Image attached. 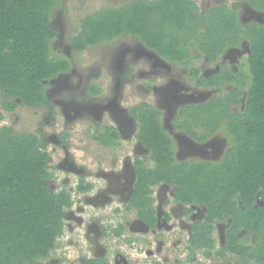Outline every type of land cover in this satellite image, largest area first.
<instances>
[{"label": "trees", "instance_id": "obj_1", "mask_svg": "<svg viewBox=\"0 0 264 264\" xmlns=\"http://www.w3.org/2000/svg\"><path fill=\"white\" fill-rule=\"evenodd\" d=\"M63 0H0V91L6 111L19 104L45 105L48 81L71 67L69 57L54 50L58 30L53 12ZM264 11V0H244ZM133 35L171 63L189 64L206 57L219 62L229 48L249 44L239 70L199 77L204 88L231 85L205 103L185 104L178 127L204 141L215 132L227 141L219 160H177L175 142L162 127L158 111L143 103L133 113L137 138L150 152L152 166L136 160V179L128 208L150 227L157 217L152 187L175 186V199L206 208L192 226L189 243L213 248L214 223H227L225 244L218 255L238 254L264 262V25L242 24L238 10L219 3L202 11L195 0H132L86 14L71 38L75 52ZM194 51H197L194 54ZM243 66V67H242ZM200 69L192 67L191 76ZM3 114L0 112V120ZM203 128L206 133L197 129ZM118 137L109 127L98 139L112 145ZM50 153L34 132L0 127V264H44L64 234L71 190L54 191ZM90 185L79 183L78 190ZM116 236L123 230L115 228ZM252 243H249L251 241ZM195 254V252H194ZM210 256V253H209ZM84 264H111L94 257Z\"/></svg>", "mask_w": 264, "mask_h": 264}, {"label": "rangeland", "instance_id": "obj_2", "mask_svg": "<svg viewBox=\"0 0 264 264\" xmlns=\"http://www.w3.org/2000/svg\"><path fill=\"white\" fill-rule=\"evenodd\" d=\"M131 1L132 0H63L61 5L55 8L52 16V23L58 30L59 34V38L53 43L55 52L59 50L62 51V49L69 45L72 36L79 28L80 20L86 14L94 12L102 7L121 6ZM195 1L198 3L202 11L219 3H227L231 7H235L238 10V18L242 24L257 22L264 25V11L252 8L244 0ZM118 43L119 39L104 44V47L84 50L77 55H73V61L76 65H80L82 61L85 62V59L92 57L95 52L99 51V49H101L104 53H107L108 51L111 52V50L114 49ZM196 52L197 51H194V54ZM248 53L249 44L247 41H242L240 46L229 48L225 51L218 63H209L208 60L201 58L198 60L195 59L192 63L186 65L174 64L171 65L172 70L170 72H167V69L164 67L162 69V72L164 73L159 76L158 79L153 77L150 81L146 80V84L151 85V81H153V83L163 87V84H169V78L173 77L175 81L179 82V84L183 87L184 94L186 92L190 93V100H192L193 103H204L214 95L225 92V90L230 88L231 85H225L218 89L204 88L199 84V77L206 76L208 73L213 71H220L224 67L236 69L238 71ZM110 54L107 53L105 55L108 56ZM91 59L92 58H90V60ZM140 66L135 68L132 67L135 71L133 74L135 76L134 85L136 84V86H126L125 105L129 108L136 106L142 101L148 102L152 105H157L162 97L160 95L161 91L143 94L140 90L138 84L144 83L145 78L143 79L140 74L137 73V70L140 72L144 70L142 67L145 66V64ZM192 67L200 69L198 77L191 76L190 72ZM105 82L106 81H103L104 86H106ZM48 87L50 90H56L55 88H57V84L53 83L48 85ZM103 90L105 91L104 95H108L109 92H106L107 86ZM55 98L60 102H55L51 98L48 104L44 106L26 107L19 104L14 111H6L1 107V102L4 99H7V96L3 95L0 91V112L3 114V119L0 120V127L3 125H10L14 127L16 132L37 133L38 136L45 142V149L50 153L51 171L53 173L52 178L48 182L50 187L56 192L62 189L71 190L72 192L74 204L70 209H67L69 217L66 218L65 233L57 242L56 249L53 251L51 256L47 260H44V264H84L88 258L93 256L91 250L94 247L90 244L91 240H93L92 238L98 232L97 229H94L93 227H91V229L89 226H94L95 222L99 221L103 222L104 226H108V233L110 232V228L118 227L119 224L122 225L126 222V234H129L130 240L136 241V244L129 243L128 241H126V243L121 242L120 240H117V238L112 237V235H110L111 233H109V235L102 234L103 236H100L99 240L101 241L100 245L102 244L104 247H107V250L113 253V255H115L118 251L124 254L129 264H141L142 262L149 263L151 260H154V256L149 255V248L151 246L149 247L148 244L144 242L149 240V238L155 241L159 238L164 242V244H162L163 247L165 245H172L173 240L176 238L180 239V246H176V252L174 250L172 252L175 253L174 255L183 253V239L185 240L188 235L185 228L179 227L171 234L159 232L156 235L157 238L153 237L151 234H147V238H143L140 237L141 235H139V232L129 231V223L133 222V219L136 218V213L135 211L130 213L123 211L121 204L122 201L125 200L121 196L113 195L110 198V201L112 202L107 203L104 207H95L94 204L86 201L91 199L90 197H98L101 193V188L105 184L104 176H102L100 172L103 166L106 167L104 169L110 170V178L119 177L120 175L121 179L123 178L122 174L126 173L127 168H130L132 170L131 180L134 181V165H136L135 160H145L146 164L144 165H153V162L150 160L149 150L136 138L137 131H135L134 134L121 135L120 139L113 146L104 147L102 145H98L94 142L93 137V128H95L97 124L90 112V110L94 107L93 105L95 104L96 99L91 100L87 95H78L75 100L73 99V101H70L68 94L65 92H62L60 95H56ZM119 100H121V97H119ZM64 105L68 108L72 106L71 112L75 110V115L72 118H67L65 113H63L62 108L64 110ZM160 114V120L164 123V120L166 119L163 110H161ZM171 119L172 118L170 117L167 120L169 127L166 125L169 131H171L172 125L177 127L179 124V121L176 122ZM106 120L107 122L112 123L109 121L110 119ZM197 130L200 133H206L203 128H198ZM225 142L226 140L223 138V135L216 131L213 136H209V139L203 143V147H196L195 145L192 146L190 144L187 146L185 145V148L189 151L186 154L181 153L183 151H181L180 143L178 144V153L182 158H178L177 156V159L181 160L184 159L183 157L190 156L191 158L189 159L201 158L212 161L215 159L218 160L222 155L220 151L223 150L226 145ZM209 143L213 144L214 150L219 147L220 151L214 154V150L210 148L211 145ZM99 154L101 155V158H98ZM113 161H115V164H113ZM126 162L128 163L127 166ZM128 173L129 172L126 174ZM79 178H84L86 182L92 183V190L84 192L83 194L76 191L75 186L77 185ZM123 184L125 183L123 182ZM116 208H119V211L121 212L120 215L115 211ZM198 212V209H196V214ZM103 213H106L107 215L101 217V220L98 219ZM181 218L182 221H185L184 226L188 228V225L191 223L190 217L188 216V219H186L181 216ZM216 224L214 225L215 228L213 234L216 240V245L220 246V236L216 230ZM221 225L223 226V222ZM223 233L224 230H222V234ZM221 238L225 240V237L221 236ZM252 242L253 240L249 243ZM166 249L167 248L164 247L162 252L164 253ZM209 253L211 262L208 264H214V262H220L218 264H234L238 261V257L232 253L218 255L217 252H214L213 250L211 251V249ZM165 256L168 255L166 254ZM110 259L112 260V257H110ZM202 259L203 256L200 255L198 260Z\"/></svg>", "mask_w": 264, "mask_h": 264}, {"label": "flooded vegetation", "instance_id": "obj_3", "mask_svg": "<svg viewBox=\"0 0 264 264\" xmlns=\"http://www.w3.org/2000/svg\"><path fill=\"white\" fill-rule=\"evenodd\" d=\"M74 35H76V32ZM58 38H59V34H58L57 39ZM60 38H61V35H60ZM118 39H119V43L117 44V46H115V48L112 49L111 52L109 51L107 52L109 54L111 53L110 55L106 56L105 54L107 53L106 52L104 53L101 49H99V51L95 52L96 54L94 53L92 57H88L87 59H85V62L82 61L80 63L81 66L79 64L76 65L73 61L72 56L77 55L80 52H75L73 50L71 41L69 45H67L66 48L62 49V51L59 50V52L69 57V60L71 62V67L67 71L59 73L58 75H56L55 77L51 78L48 81V85H51L53 83L57 84V88H55L56 90H50L49 87H47L46 94H47V97L49 98L48 102L51 98L55 102H58L59 100L56 99L55 96L60 95L62 92H65L68 94L70 101H73V99L75 100L78 95H83V96L87 95L88 97H90L91 100L96 99L95 100L96 102L93 105L94 107L90 110L91 114L93 115V119L95 123L97 124L95 128H93L94 129L93 137H94V142L104 147H110V146L115 145L117 141L120 139L121 135L134 134L135 131H137V134H138L139 121L138 119L135 118L133 111L135 108L140 107L143 103H147V105L154 107L159 113V119L161 117V114H160L161 110H163L166 120H164V123L160 120V123L162 127L165 129V131L167 132V134L175 142L176 159H177V156L178 158L181 157L178 153V150H179L178 144L180 143H181V151H183L181 153H184V154L189 152L185 148V145L187 146L188 144H190L192 146L195 145L196 147L198 146L203 147V143L207 139H209V137H207L204 141H199L195 139L194 137L190 136L185 130L179 128L178 126L176 127L172 125L171 131H169L167 128L169 127L167 120L170 117L176 122L179 121L181 118L179 114L181 107L184 106L185 104L193 103V101L190 100L191 98V96H189L190 93L186 92L184 94L183 87L179 84V82L175 81L173 77L169 78L168 80L169 84H165V85L163 84V87H161V85L158 86V84L153 83V81H151V85L146 84V80L150 81L151 79H153V77L158 79L159 76H161L164 73L162 72V69L164 67L167 69V72H170L172 70L171 65H174L176 63H171L167 61L156 50L149 48L142 41H140V39H138L136 36H133V35H121L111 41L100 43L88 49L104 47L103 46L104 44L110 43ZM90 58L92 59L90 60ZM202 58L208 60L206 57H202ZM140 60H141V64H140ZM209 63H212V62H209ZM215 63H218V62H215ZM144 64L145 66L142 67L144 68V70H142L141 72L137 70V73L140 74V76L143 79L145 78L144 79L145 82L138 84V87L143 92V94L148 93V92L154 93V92L161 91L160 95L162 97L159 100V104L157 105H152V104H149L148 102L142 101L136 106H132L131 108H129L125 105L126 86L131 85L130 87H132L135 82L134 80L135 76L133 74L135 73V71L132 69V67L135 68V67H139L140 65H144ZM211 73H215V71ZM211 73H208L207 75ZM103 81H106L105 82L107 86L106 92H109L108 95H104L105 91L103 89L106 86H104ZM135 86L136 84L134 85V87ZM218 88L219 87H214V89H218ZM119 97H121V100H119ZM48 102L46 104H48ZM71 109H72V106L68 108L65 105H64V110L62 108L63 113H65L66 117L69 119L75 115L74 113L75 110L71 112ZM106 119H110L109 121H111L112 123L107 122ZM109 127L116 128L118 132V137L114 140V143L112 145H108V144L105 145V143L101 142L98 139V136H100V134H105ZM136 138H137V135H136ZM137 140L140 141L138 138ZM225 143L227 144V141ZM209 144L211 145L210 148L214 150L213 144L211 143ZM225 147L221 151L219 147L215 148V150L213 151L214 154L220 151L223 155ZM98 158H101L100 154ZM183 158L184 159H181V160H192V159H189L191 158L190 156L183 157ZM185 158H188V159H185ZM216 160L217 159L213 161H216ZM141 161L144 164H146L145 160H141ZM113 164H115V161H113ZM127 165L128 163L126 162V166ZM104 168L106 167L103 166L100 170L102 176H104V183H105L103 187L101 188V193L96 198L90 197L91 199L86 200L87 202L94 204L95 207L96 206L104 207L107 205V203L112 202L110 201V198L113 195L121 196L125 200V201L121 200L122 201L121 208L123 209V211L127 213L135 211L136 213V218L133 219V222L129 223L130 224L129 231L131 230V232L132 231L139 232L140 233L139 235H141L140 237H143V238L144 237L147 238L146 236L147 234H151L153 237H156V235L159 232L171 234L175 230H177L179 227L185 228V230H187L188 232L187 238L185 240L183 239L184 243L182 245V248L184 249V251L183 253L178 254V255L177 254L174 255L175 253H173L172 251L176 250V246L177 247L180 246V242H181L180 239L176 238L175 240H173L172 245L170 246L165 245L164 247H166L167 249L164 251V253L162 252L164 248L162 244H164V242L161 241L159 238L156 237L157 238L156 241L150 238L149 240L144 241L146 244H148L149 247L151 246L149 248V255L151 256L153 255L154 260H151V262L149 263L142 262L141 264H205V263L208 264L211 262L210 260L211 258L209 256V251L211 248L207 246L195 247L189 243V238L192 234L193 224L196 221L202 220L205 215L206 208L203 205H197L193 203L184 204V203L178 202L174 197L175 191H176L175 186H172L167 183H160V184L154 185L152 187V190H153L152 197L154 198L153 205L156 210L157 221H156L155 227H150L137 216V209L135 208L129 209L127 207L130 202L131 194L134 190V184H135V179H136V165H134V169H135L134 181L131 180L132 170L130 168H127L126 170V173L129 172L128 173L129 175L126 173L122 174L123 180L120 178L121 177L120 175L119 177L110 178V175H109L110 170L104 169ZM120 179H121V182H120ZM80 182H83L85 186L90 185L91 189H89L88 191L78 190V186ZM123 182L125 184H123ZM92 188H93V184L86 182L84 178H79L78 183L75 186V190L81 192L82 194L84 192H89L90 190H92ZM260 200L262 201V203H264V198H260ZM196 209H198L199 211L197 214H196ZM115 211L119 215L121 214V212L119 211V208H116ZM106 215H107L106 213H103L101 216H99L98 219L101 220V217L106 216ZM181 216L185 217L186 219H188V216L190 217L191 223L188 225V228L184 226L185 221H182ZM67 217H69L68 213H67ZM99 222H95L94 226L96 227L89 226L90 228L93 227L94 229L98 230V232L92 238L93 240H91L90 245H93L94 248L91 250L93 256L90 258L107 257L110 260L111 264H129L124 254L118 251L115 255H113V253L107 250V247H104L102 244L100 245L101 241L99 240L100 236H103L102 234L109 235V233H111L110 235H112V237L117 238V240H120L121 242L126 243V241H128L129 243L136 244V241H133V240L131 241L130 235L126 234V230H127L126 229L127 226H125L126 222L124 221L125 223H123L122 225L119 224L118 227L110 228L109 233L107 230L108 226H104V223L101 221ZM222 222H223V226L221 225ZM215 224H216V230L220 236L219 242H221L220 243L221 245L220 246L215 245V247H213L211 251L213 250L214 252H217L225 244V240L222 239L221 236L225 237L224 233L226 232L227 223L225 224L224 221L220 220V221H216L214 225ZM115 228H121V230H123L122 234L116 236V234L113 232ZM222 230H224L223 234H222ZM213 237H214V234H213ZM166 254L168 256H165ZM200 255L203 256L202 260H198ZM234 255L238 257L237 263H234V264H264V262H260L257 258H249L245 261L240 255L238 254H234ZM110 257H112V260L110 259ZM218 263L220 262H214V264H218Z\"/></svg>", "mask_w": 264, "mask_h": 264}, {"label": "built area", "instance_id": "obj_4", "mask_svg": "<svg viewBox=\"0 0 264 264\" xmlns=\"http://www.w3.org/2000/svg\"><path fill=\"white\" fill-rule=\"evenodd\" d=\"M65 222H66V220H65ZM65 227H66V224H65ZM64 233H65V230H64ZM63 235H64V234H63ZM63 235H62L61 237H63ZM61 237H59V238L57 239V242L60 240ZM56 246H57V245H56ZM55 249H56V248H55ZM55 249H54V250H55ZM54 250H53V251H54ZM53 251L51 252V254L53 253ZM50 256H51V255H50ZM46 260H47V259H46Z\"/></svg>", "mask_w": 264, "mask_h": 264}]
</instances>
